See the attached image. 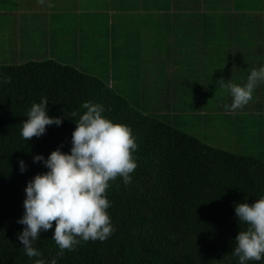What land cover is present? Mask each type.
Listing matches in <instances>:
<instances>
[{
    "label": "trees",
    "instance_id": "obj_1",
    "mask_svg": "<svg viewBox=\"0 0 264 264\" xmlns=\"http://www.w3.org/2000/svg\"><path fill=\"white\" fill-rule=\"evenodd\" d=\"M106 1L108 8L115 11L159 13L154 17L144 15L146 31L139 34L142 30L135 19L139 14L129 13L127 39L116 38L114 32L110 49L108 46L106 54H100L98 60H109L107 65L125 63L127 52L128 59L137 52L139 64L155 67L168 64L170 82L174 83L177 76L180 83L178 74L183 68L176 70L177 67L185 66L187 78L190 75L187 66L206 59L209 65L219 68L223 63V71L218 70L214 76L223 78L225 83L231 80L243 86L247 82H240L234 75L238 71L234 70L232 58L236 54L231 53L232 47H227V59L221 57L220 47L225 46L220 40L226 39L235 25L253 31L256 28L257 36L264 39V18L254 14L264 11V0ZM9 7L4 10L15 11L19 6ZM4 10L2 13L6 15L8 11ZM11 11L8 15L13 18ZM25 17L28 18L23 13L21 17L15 14L12 24L18 26L19 20L26 24ZM16 31L11 30L14 36L8 45L21 46ZM197 32L201 33L199 41L194 34ZM36 35L39 36V31L35 28L29 37L20 40L32 41L39 48L40 39ZM143 36L148 44L140 55L141 46L137 43L138 37L141 40ZM260 44L264 46L261 41ZM210 48L216 49L211 57L205 51ZM257 49L262 51L255 56L263 57L264 47L251 48L250 52ZM66 50L69 48H54V54L48 52L43 60L0 64V77L11 78L10 83H0V264H34L37 259L25 255L18 239L25 225L17 222L24 214L27 183L35 175L48 171L42 162L34 163L33 158L43 155L47 159L57 148L70 154L78 119L71 113L83 114L85 109L81 105L89 101L102 104L103 115L114 123L131 127L138 144L133 153L138 167L131 174V184L126 186L118 178L107 191L111 202L107 211L115 229L112 235L103 242L82 241L75 251L57 257V264H239L233 249L235 237L245 225L239 224L235 206L252 204L264 196V158L216 147L212 139L218 135L220 140H226L230 131L232 135L234 131L241 133L243 124L254 112L264 113V90L260 84L253 99L235 111L225 108L232 103L229 90L212 82L208 86L196 84L187 95L195 94L197 101L186 100L184 93L176 98L169 96L172 112L152 115L135 107L112 84L56 57L55 53L65 55ZM252 66L257 69L254 63ZM155 67L154 73L162 72ZM157 76L163 77L159 73ZM44 97L48 99L47 115L61 118L62 124L47 126L41 137L24 140L20 134L22 122L27 120L32 104ZM219 97L220 101H216ZM213 99L214 102L210 101ZM216 109L219 112L215 113ZM197 120L203 122L200 133L180 127L184 121ZM21 160L26 165L23 173ZM54 230L55 222L51 230L41 232L33 245L46 261L59 251L51 239ZM247 264H264V259Z\"/></svg>",
    "mask_w": 264,
    "mask_h": 264
},
{
    "label": "clouds",
    "instance_id": "obj_2",
    "mask_svg": "<svg viewBox=\"0 0 264 264\" xmlns=\"http://www.w3.org/2000/svg\"><path fill=\"white\" fill-rule=\"evenodd\" d=\"M10 77H0V83H10ZM264 82V67L253 68L247 82L241 86L217 81L220 88L228 89L231 111L243 108L253 99V92ZM48 99L33 103L22 122L21 136L24 140L41 137L46 127L60 126L62 119L47 115ZM83 114L73 111L76 128L72 133L70 154L57 148L47 159L36 155L33 162H42L47 172L37 174L27 183L24 214L17 222L25 225L18 235L25 255L37 258L34 264H57L66 251H75L81 242L105 241L115 231L108 209L111 202L107 191L111 182L122 178L124 185L132 183V173L138 167L133 153L138 144L131 127L114 123L103 113L105 107L99 103L84 102ZM20 171L26 170L24 161H19ZM239 224L245 225L235 237L233 255L239 264L264 259V196L254 203H239L235 206ZM55 230L52 240L59 251L50 261L41 258L42 253L34 242L42 231Z\"/></svg>",
    "mask_w": 264,
    "mask_h": 264
},
{
    "label": "rangeland",
    "instance_id": "obj_3",
    "mask_svg": "<svg viewBox=\"0 0 264 264\" xmlns=\"http://www.w3.org/2000/svg\"><path fill=\"white\" fill-rule=\"evenodd\" d=\"M12 6H19L15 11H76V7H86L88 9H93L94 11H102L103 8H108L106 0H78L77 2L76 0H0V7H2L0 9V64H21L29 60H43L48 57V51L50 50V48H37L32 45V41L25 42L24 39L20 40V38H23L24 36L29 37L31 35V30L35 29V26L34 24L30 26L24 23H20L18 26H14L12 24V16L8 15L11 9L4 10L5 7L12 8ZM51 6H54L59 10L51 9ZM3 10L8 11L6 15H3ZM113 10L109 9V11ZM247 12L251 13L255 11ZM254 14H256V16H258L260 19L264 18V11L262 10H260L259 12H255ZM34 16L35 15L31 14L29 17L30 20H32V17ZM107 17V11L98 14V17L95 21V29L93 28L91 22V31L89 37L83 41V44L86 46L83 47L81 56H79L77 53L76 55H74L73 48H69V50H66L65 55H58L57 53H55L56 57L60 56L59 58L62 61L77 66L80 70L96 75L112 84L114 88H117L120 93L124 94L135 107L139 108L144 113L152 115H169V112H172L171 104L167 99V97L169 96H174L176 98L184 93L186 95V100L191 98L197 101L196 99H194L195 94H192L190 97L187 96L191 91L195 89L196 84L208 86L215 81V85L217 86V80L216 77L214 78L213 73L214 69H216L217 66L209 65L208 61L206 60H204V63H195L193 65H188L187 68L190 71V75L187 78H185L184 75L185 66L181 65L177 67L176 70H178L179 68H183L182 71L178 74L180 83L177 80V76L174 83L170 82L169 75L167 74L169 73L168 64H163L160 67L148 65L142 66L141 64H139V60L138 62L136 61L137 59H140V56L139 54H137V52H135L130 59H128L127 52L125 63H114L113 65H107L109 60H98L97 57H99L100 54H106L108 46L110 49L109 41L112 37L110 34H108L109 28L110 30H114L116 38H119L121 40L127 39V34L125 32V16L122 14L114 20L115 24L119 25V23H121L123 25V27L121 28V32H118V28L115 25H111L112 19L109 23L108 28ZM91 21H93V18H91ZM66 22L67 19L64 18V21L61 24L60 28L72 27V25L63 27ZM12 29H17L16 32L19 38H16V40L22 47L16 46L14 44L8 45V43L11 42V37L14 36L11 32ZM232 29L234 30L231 32H227L228 37L226 39L220 40V42L225 46L220 47L222 54L221 57L227 59V47H232L231 53L236 54V57H233L232 59L234 60L235 65H237L238 63V68L240 70L238 71V73L235 72L234 75L239 79L240 82L244 80L247 81V77L250 75L251 70L254 68L251 62L254 63L257 69H259L258 65L255 62L264 64V61H260L259 59L262 58L264 60V56L263 54H261L263 57L255 56V53H258L262 50L257 49L254 53L252 51L250 52L251 48L256 49V46H251V48L245 47L241 39L243 37H250L252 40H257L258 43L260 41L263 42V44L264 39H260L259 36H254L256 32L249 33L247 30L244 32L242 28ZM5 33L8 35H6ZM131 33L132 32H130V34ZM194 34L197 36L198 41L201 40L200 32ZM143 37L144 39L146 38L145 36ZM234 38H238L239 40H241V46L237 45L238 43L234 40ZM261 45L262 44H258V47H264ZM141 48V50H144V45ZM215 50L216 49L210 48L206 49L205 51H207L209 57H211L216 52ZM223 66L224 65L222 63L219 68V72L223 71ZM153 67H155L156 69H160L162 72L155 71L154 73L152 71ZM157 73H159L163 77H158ZM235 80V78H232V81ZM228 81L231 80H227L226 82ZM259 84H262V82H260ZM262 88L264 90V86ZM260 91V89L257 90V93H259ZM213 98L215 99V97ZM220 98L221 97H219V99H216V101H220ZM214 99L210 101L214 102ZM223 102H226V100L223 99ZM215 106L218 105L216 104ZM218 110L219 109H216L215 113L219 112ZM204 112L206 113V110ZM186 122L184 121V125L180 127H187L188 131L192 129L194 133H200L201 128L203 127L202 121L197 120L193 122ZM229 134L230 136H228L226 140H220V137L218 135H215V137L212 139V143L219 148L228 149L238 153L253 154L257 157L264 158V113L254 112L250 120H247V122L243 124L241 133H239L238 131H234L232 135L230 131Z\"/></svg>",
    "mask_w": 264,
    "mask_h": 264
},
{
    "label": "crops",
    "instance_id": "obj_4",
    "mask_svg": "<svg viewBox=\"0 0 264 264\" xmlns=\"http://www.w3.org/2000/svg\"><path fill=\"white\" fill-rule=\"evenodd\" d=\"M78 0H76L77 2ZM109 5V3L107 2ZM51 9H56L59 10L58 8H55L54 6H51ZM76 11H11L13 15V20H14V15L18 14L23 16H27L28 18L25 17V23L26 25H32L34 24L35 28L39 31V36L38 39H40V44L41 48H50L48 51L50 55L54 54V48L55 49H60L64 50L65 48H73V53L76 55V53L81 56L83 47L86 46L83 44V41L89 37L90 31H91V22L93 25V28L95 27V21L98 17V14L104 13V11H107L108 17H107V24L109 28V23L112 19V26H116L118 28V32H121V28L123 25L119 23V25L115 24V19L118 18L120 15H124L125 19L129 15V13L134 12L138 13L139 17L135 16V19H137L138 23V28L141 27V30L139 33H144L146 31V28L143 24V17L144 15H149L150 17H154V15H158L159 11H115L113 8H103L102 11H94L93 9H88L86 7H76ZM83 9V10H82ZM109 9H112L113 11H109ZM35 15L32 17V20L29 19V15ZM205 14V13H204ZM116 15V16H115ZM86 17V18H85ZM64 18L67 19V22L63 25V27H68L69 25H72V27L69 28H60L61 24L64 21ZM90 18V19H89ZM91 18H93V21H91ZM202 20V19H201ZM150 21V19H149ZM155 22V21H153ZM18 25L21 23V20L17 21ZM125 24V28H126ZM235 28L236 25H235ZM95 29V28H94ZM250 28H244V32ZM241 30V31H242ZM127 29H125V32ZM249 33L256 32L257 29L255 30H247ZM113 33L114 30H110L109 28V33L111 35V39L109 41L110 45H112L113 42ZM137 34V36H138ZM254 36H257V34H254ZM119 39V38H118ZM144 37L140 40L138 37V47L143 45H147L148 43L143 41ZM234 40L238 43V46H241V40L244 43L245 47H251V46H258L260 42L258 43L257 40H252L250 37H243L241 40L238 38H234ZM142 48L138 49L140 55H141V50ZM48 53V55H49ZM255 58V57H254ZM206 59H201L200 62L198 63H204ZM207 61V60H206ZM236 61V60H235ZM234 63V62H233ZM253 64V62H251ZM219 70V67L217 66V69H214L213 73L214 75L216 72ZM234 70L240 71L238 68V63L235 66ZM219 72V71H218ZM216 77V80H220L219 76H214ZM236 81V80H235ZM215 83V81H214ZM259 86V85H258ZM264 86V82L260 84V87L262 88Z\"/></svg>",
    "mask_w": 264,
    "mask_h": 264
}]
</instances>
